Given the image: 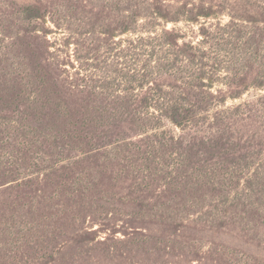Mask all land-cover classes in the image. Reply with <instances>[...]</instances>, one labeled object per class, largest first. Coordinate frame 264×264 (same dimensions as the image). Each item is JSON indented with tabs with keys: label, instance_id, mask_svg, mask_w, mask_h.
I'll return each mask as SVG.
<instances>
[{
	"label": "trees",
	"instance_id": "1",
	"mask_svg": "<svg viewBox=\"0 0 264 264\" xmlns=\"http://www.w3.org/2000/svg\"><path fill=\"white\" fill-rule=\"evenodd\" d=\"M173 1L0 0V264L31 251L90 261L106 244L99 234L117 233L129 264H264V118L242 103L207 123L240 93H211L208 33L194 42L165 29L211 12L169 17ZM140 20L149 36L120 38ZM48 22L67 26L61 58ZM134 44L167 48L156 72L96 80L100 51L112 65L137 62ZM22 231L31 240L18 243Z\"/></svg>",
	"mask_w": 264,
	"mask_h": 264
},
{
	"label": "rangeland",
	"instance_id": "2",
	"mask_svg": "<svg viewBox=\"0 0 264 264\" xmlns=\"http://www.w3.org/2000/svg\"><path fill=\"white\" fill-rule=\"evenodd\" d=\"M99 5L110 7L112 3L116 0H96ZM130 1V0H128ZM142 8L145 5L141 4ZM240 7L245 13V16L251 19L245 20H232L231 16L236 12L237 8ZM187 11L188 15L194 16L199 12H211L210 17L207 19H200L197 23H190L182 21L178 22H167L165 23V29L171 30V28H176L180 33L185 34L186 40H192L194 42L201 41L202 29L204 32L208 33L209 43L206 50L208 56L210 57L209 66L211 71L215 73L213 75V87L210 90L212 94L220 92L222 94H239L240 97L236 99H226L224 104L213 106L210 111V118L207 119V123L212 121V116L221 111L231 109L242 103H249L250 107L255 106L259 110L258 116H263L264 118V24H260L255 21V17L261 18L264 14V0H175L173 4H169L168 8L165 10L169 14V17L177 16L178 13ZM60 12H57L58 16H62ZM255 16V17H254ZM66 21V20H65ZM72 25L76 23L71 22ZM146 21L140 20L136 27L139 30L135 35H123L121 39H132L136 37L145 38L148 33L144 32L141 27H146ZM71 25V26H72ZM61 29L54 28L51 22H48L45 28H50L53 30L47 37L51 47L50 53L52 56L61 58L64 56L62 47V42L59 40L66 36L68 38L67 26L62 25ZM163 23L158 26H154L151 30H156L160 32L162 30ZM72 28V27H71ZM75 28V27H74ZM154 35V34H152ZM118 39V38H117ZM73 41V40H71ZM206 41V40H205ZM72 42L67 48L72 54L75 45ZM126 42L123 43L122 48L125 47ZM134 53L137 55V62L131 61L129 63L127 60L119 61L121 65L111 63L110 59L106 61L103 54L104 50L100 51L102 57L99 66L101 69L96 75V80L101 78L105 70L108 72L109 69L114 70L115 68L121 69L130 68L140 71L147 65V70L156 72V68L150 70L151 67H155L157 59L165 56L168 52L167 48L151 50L147 47H142L139 44ZM156 51V53H155ZM167 58V57H166ZM171 57L167 60L171 61ZM71 61L74 60L71 55ZM106 61V62H105ZM169 63L168 61H166ZM165 65V62H162ZM177 67V66H176ZM67 69H70L67 67ZM167 68L160 70L164 75V71ZM72 71V70H71ZM241 81V84H240ZM263 85V87H259ZM144 88L143 91H147ZM249 109V107H248ZM244 112V111H243ZM264 124V119L262 120ZM171 132L175 135H179V128L168 127ZM97 225L94 226V229ZM107 234H99L96 238V242H106V244L101 245L100 248L103 252H98L96 258L93 260L84 259L83 255L80 254V260L72 263V258L68 250H64V256L61 258L57 251L53 252H29L34 257H23L19 261H15L19 264H129L128 252L126 251L125 245L122 241L125 239L121 233H117L115 237L108 238ZM24 240H31L30 236L26 235L24 231L19 234L18 243ZM225 240V239H224ZM120 248V252L117 249ZM74 257L77 252L73 251ZM85 257H88L84 254Z\"/></svg>",
	"mask_w": 264,
	"mask_h": 264
}]
</instances>
